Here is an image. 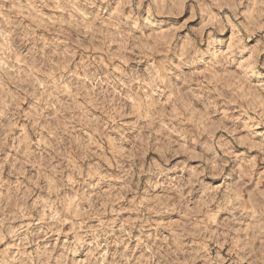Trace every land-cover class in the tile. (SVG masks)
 I'll use <instances>...</instances> for the list:
<instances>
[{
    "label": "rangeland",
    "instance_id": "374dc122",
    "mask_svg": "<svg viewBox=\"0 0 264 264\" xmlns=\"http://www.w3.org/2000/svg\"><path fill=\"white\" fill-rule=\"evenodd\" d=\"M0 264H264V0H0Z\"/></svg>",
    "mask_w": 264,
    "mask_h": 264
}]
</instances>
